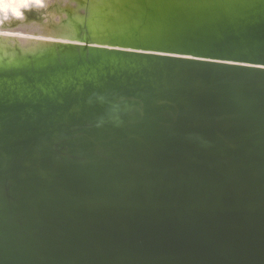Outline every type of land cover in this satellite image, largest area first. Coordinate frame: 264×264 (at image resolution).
<instances>
[{
  "label": "water",
  "instance_id": "1",
  "mask_svg": "<svg viewBox=\"0 0 264 264\" xmlns=\"http://www.w3.org/2000/svg\"><path fill=\"white\" fill-rule=\"evenodd\" d=\"M0 264H264V0L1 15Z\"/></svg>",
  "mask_w": 264,
  "mask_h": 264
},
{
  "label": "rangeland",
  "instance_id": "2",
  "mask_svg": "<svg viewBox=\"0 0 264 264\" xmlns=\"http://www.w3.org/2000/svg\"><path fill=\"white\" fill-rule=\"evenodd\" d=\"M42 0H0V16L13 15L19 17L22 9L31 4L41 3Z\"/></svg>",
  "mask_w": 264,
  "mask_h": 264
}]
</instances>
